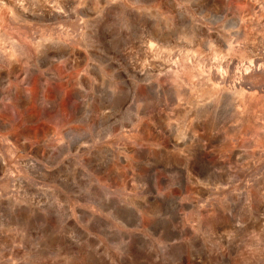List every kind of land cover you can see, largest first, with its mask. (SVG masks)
Instances as JSON below:
<instances>
[{
	"label": "rangeland",
	"instance_id": "374dc122",
	"mask_svg": "<svg viewBox=\"0 0 264 264\" xmlns=\"http://www.w3.org/2000/svg\"><path fill=\"white\" fill-rule=\"evenodd\" d=\"M0 264H264V0H0Z\"/></svg>",
	"mask_w": 264,
	"mask_h": 264
}]
</instances>
